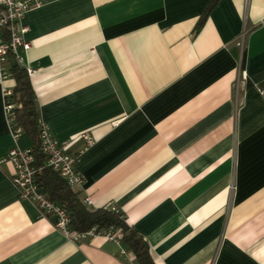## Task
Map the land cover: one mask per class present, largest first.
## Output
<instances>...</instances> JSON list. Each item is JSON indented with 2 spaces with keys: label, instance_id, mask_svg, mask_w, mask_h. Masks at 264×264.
<instances>
[{
  "label": "crops",
  "instance_id": "1",
  "mask_svg": "<svg viewBox=\"0 0 264 264\" xmlns=\"http://www.w3.org/2000/svg\"><path fill=\"white\" fill-rule=\"evenodd\" d=\"M42 2L22 64L41 122L81 152L73 189L120 210L156 264H264V0ZM13 173L0 164V264H134L122 240L67 238Z\"/></svg>",
  "mask_w": 264,
  "mask_h": 264
},
{
  "label": "built area",
  "instance_id": "2",
  "mask_svg": "<svg viewBox=\"0 0 264 264\" xmlns=\"http://www.w3.org/2000/svg\"><path fill=\"white\" fill-rule=\"evenodd\" d=\"M42 3V0H0V84L10 76L8 66L10 57H14L19 64L23 63L21 53L30 47V43L24 39V34L28 31L24 19L30 10L41 6ZM238 46L242 51L244 50L243 35L238 42ZM27 71L30 72L29 69ZM239 76L237 84L239 78L245 77V73L242 71ZM2 91L4 112L14 145L9 149L7 156L0 160V164L10 162L13 165L12 182L18 189L20 200L30 202L43 215L53 216L55 227L73 241L78 242L96 234H104L107 239L116 242L121 241L122 232L120 230L96 232V229L92 228L84 232H74L69 228L70 218L66 210L50 200L48 195L40 191L36 184L37 169L33 166L32 151L30 148H21L17 144L23 129L21 126L14 125V104L9 98L12 90L2 88ZM81 138L86 142V148L94 144V139L89 133L81 134ZM40 139L42 150L47 156V165L71 186L81 185L83 178L76 168L81 152L71 153L69 151L71 143L69 141H57L51 135L48 126L42 122L40 124ZM84 202L90 204L88 198H85ZM109 208L116 210L114 206H109Z\"/></svg>",
  "mask_w": 264,
  "mask_h": 264
},
{
  "label": "trees",
  "instance_id": "3",
  "mask_svg": "<svg viewBox=\"0 0 264 264\" xmlns=\"http://www.w3.org/2000/svg\"><path fill=\"white\" fill-rule=\"evenodd\" d=\"M201 22L197 26L199 29ZM196 28V29H197ZM9 71L15 85L10 95L14 104L13 116L16 126H21L31 139L33 166L37 169L36 184L50 200L62 206L69 218V228L74 232H84L92 228L96 232L120 230L122 244L133 253L134 264H156L148 243L125 221L123 213L116 209L92 208L84 202L81 192L73 189L67 181L47 165V156L42 150L40 139V113L37 108L30 77L25 66L14 57L9 58Z\"/></svg>",
  "mask_w": 264,
  "mask_h": 264
}]
</instances>
